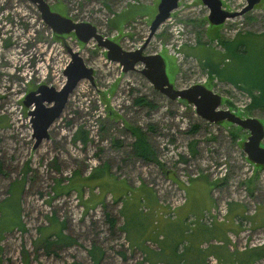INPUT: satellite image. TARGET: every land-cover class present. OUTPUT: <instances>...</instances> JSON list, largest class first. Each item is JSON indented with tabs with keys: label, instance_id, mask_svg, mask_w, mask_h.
Returning a JSON list of instances; mask_svg holds the SVG:
<instances>
[{
	"label": "rangeland",
	"instance_id": "374dc122",
	"mask_svg": "<svg viewBox=\"0 0 264 264\" xmlns=\"http://www.w3.org/2000/svg\"><path fill=\"white\" fill-rule=\"evenodd\" d=\"M159 1L46 0L53 11L91 23L125 50L143 43ZM220 2L221 8L238 11L245 0ZM206 15L202 1L179 0L144 53L162 55L175 88L205 85L221 98L219 108L245 117L239 114L250 101L249 88L237 81L259 80L263 73L264 0L220 25L208 24ZM233 39L239 41L237 55L225 59L220 42ZM67 47L93 69V84L86 79L77 84L50 126L49 138L34 147L23 100L42 84L55 89L64 84ZM211 66L219 74L209 73ZM136 68L124 73L94 40L83 43L73 33L55 34L27 0H0V203L10 195L6 204L16 210L20 206L22 227L4 231L0 264H93V246L102 251L98 264H148L122 229L123 200L150 192L160 204L176 207L186 199L182 188L196 179L207 183L212 196L215 216H203L205 221H222L226 202L244 206L245 215L264 205V165L250 163L241 152L246 131L231 122L201 119L186 101L170 100L155 90L138 71L141 65ZM249 91L255 93L254 88ZM138 97L150 105L136 104ZM247 116L255 117L264 132V105ZM132 127L146 133L150 161L134 155ZM79 130L85 143L73 141ZM259 144L264 146V136ZM129 215L126 228L137 243L132 231L138 221ZM237 224V233L228 235L233 249L264 243L263 228L251 229L245 219ZM59 230L74 243L47 247L43 238L55 239ZM206 261L218 264L214 257Z\"/></svg>",
	"mask_w": 264,
	"mask_h": 264
},
{
	"label": "water",
	"instance_id": "95a60500",
	"mask_svg": "<svg viewBox=\"0 0 264 264\" xmlns=\"http://www.w3.org/2000/svg\"><path fill=\"white\" fill-rule=\"evenodd\" d=\"M36 6L42 21L55 34H70L83 43L94 40L98 47L106 51V58L118 63L121 70H137L136 66L141 65L138 70L153 86V88L170 100L182 99L192 105L196 114L203 120L210 123L218 121L231 122L241 130H245L247 136L241 142V152L252 164L264 165V146L260 140L264 136L261 123L255 117H239L231 110L219 108L221 98L202 84H192L185 88H175L169 81L166 73L165 62L161 54H145L144 50L150 39L159 26L164 23L173 10L178 6L179 0H160L155 14L149 26V33L143 43L134 50H125L116 42L101 35L97 28L89 22H77L53 11L46 0H27ZM206 8V21L210 25H220L226 17L242 15L260 0H245V3L238 11H227L220 7V0H199ZM70 60L66 65L63 75L64 84L59 88L42 84L36 90L28 92L23 104L28 108L32 128L34 147H37L43 140L49 138V128L63 112L70 94L77 84L88 80L93 84V69L86 66L79 52L67 47Z\"/></svg>",
	"mask_w": 264,
	"mask_h": 264
},
{
	"label": "crops",
	"instance_id": "0c3cea01",
	"mask_svg": "<svg viewBox=\"0 0 264 264\" xmlns=\"http://www.w3.org/2000/svg\"><path fill=\"white\" fill-rule=\"evenodd\" d=\"M208 188L209 186L204 181L194 180L193 185L184 187L186 192L185 202L174 207L173 210L158 201L155 202L157 198H155L154 194L147 199L149 209L145 207L141 214L144 217L146 216V220L149 223L148 226L146 225V231L140 237L141 239H147L141 244L143 250H141V253L144 257L145 255L148 256L152 250L160 251L161 247L159 248L158 244L154 242L156 240L162 245L164 254L167 255L171 247L180 253L183 249L182 244L185 243V254L187 255L189 253H191L190 255L197 254V250H200V253H204L206 256L216 254L223 256L224 254L225 258L232 259L236 256L238 260L243 262H247L252 258L250 264L264 260V245L253 248L247 247V249L241 250L234 248L236 254L232 256L230 252L233 247L228 239L229 234H235L238 231V225L235 224L234 217L241 218L245 216L251 229H264V205L255 206L252 212L245 215L244 206L233 202L230 209H227L222 223H218L220 224V233L217 231V233H214L212 229L209 230L203 225L195 226L190 233H186L190 218L199 217L201 220L213 208L212 196ZM193 196L195 198H192ZM194 199L196 200L194 201ZM155 230L156 235L154 234ZM225 262L228 261L226 260Z\"/></svg>",
	"mask_w": 264,
	"mask_h": 264
},
{
	"label": "trees",
	"instance_id": "16d2710c",
	"mask_svg": "<svg viewBox=\"0 0 264 264\" xmlns=\"http://www.w3.org/2000/svg\"><path fill=\"white\" fill-rule=\"evenodd\" d=\"M223 46V49L225 51V53L223 54L224 58H226L227 54L229 55H233V56H236L237 52H235V47H236V43L239 45V41L236 40V39H233L231 41H228L227 43L224 42V41H221L220 42ZM230 45V46H228ZM231 50V51H229ZM233 51V52H232ZM263 67V70H262V75L259 77V80H249V78H241L239 81L237 82H242V84H246L247 88V93H248V96H250V101L248 102V104L244 107V112L240 113L239 115L243 114L244 116H247L248 113L255 108H262L263 105H264V66ZM209 73L211 74H219L218 72V69L216 66H211L209 67ZM233 82H236V81H233ZM254 88L255 90V93H251V91L249 90H252ZM136 104H141V105H150L151 102L147 101L145 99V97H138L135 99L134 101ZM131 130V134L134 136V141L133 143L131 144V147H132V151L134 153L135 156H138V157H141L142 159L146 160V161H150V158H149V154H150V146L149 144L147 143L146 141V133L144 131H142L141 129H139L138 127H132L130 128ZM83 132L81 130L77 131L75 134H74V137H73V141L75 140H81L83 141L84 143L86 142V139H85V136L82 134ZM95 174L91 175L90 177L87 178V180H92L95 178ZM184 189V188H182ZM9 192H10V189H9ZM153 193H150L148 192L147 196H144V197H139V195L135 198L133 197H130V198H127V199H124L123 200V207H122V210H121V214L124 218V224L122 226V229L126 232V238H127V241L129 242L130 246L131 247H138L140 250H142V245L144 243V241H146L147 239H144V238H140L141 235L146 231V227L148 226V221L146 220V216H142V210L143 208H148V202L147 200L145 201V198L146 199H149L150 197H152ZM10 197V195L8 196V198ZM139 197V198H138ZM7 199L3 200L1 203H0V212H1V215H2V219H0V243L1 241L3 240V234H4V231H6L7 229H9L10 226H19V228L21 227L20 226V220H19V211H20V206H19V211L16 210L15 207H12V205H7L6 202H7ZM156 198V196H155ZM142 199V200H141ZM158 200L156 199L155 202H157ZM5 202V203H4ZM234 202V201H233ZM233 202H226L225 203V208H226V211L227 209L229 208L230 209V206L231 204H233ZM159 204V203H158ZM141 205H144V206H141ZM170 207V206H168ZM171 208V207H170ZM149 209V208H148ZM172 210L174 208H171ZM18 211V212H17ZM226 211L225 213L223 214L222 216V219L224 220V217H225V214H226ZM131 213V216L133 214H135L136 216V220L138 221L137 223H134L137 225V231H132V237H134L133 239H137V243H138V246H137V243H135L131 238H130V234L131 232L129 233V230L126 228L127 226V223L130 221H132L130 219V214ZM108 216V215H107ZM138 216L140 217L138 220ZM12 218V219H11ZM4 219H7L8 221H11L9 223H2V221ZM14 219V220H13ZM246 220L247 223L249 222L248 219L245 217V216H242L241 218L239 217H234V221H235V224H237V222H239L240 220ZM13 220V221H12ZM222 220V221H223ZM111 221V226L113 227L115 222L113 219L110 220ZM140 221V222H139ZM222 221H217L216 219H211L210 221H205L203 219H199V217H196L195 219L193 220H190L188 221V224L189 226L187 227V230H186V233H190V231L196 226L198 225H203L204 227H206L207 229H212V231H214V233H217L219 232L220 233V224L218 223H222ZM147 225V226H146ZM12 227V228H13ZM22 228V227H21ZM155 229V228H154ZM217 231V232H216ZM154 234L156 235V230L154 231ZM51 236H48V237H44L43 240L44 242L46 243L47 247L48 246H51V245H59V244H64V245H71L74 243V241L67 235L63 234L61 232V230H59L55 235V239H50ZM218 241V240H216ZM158 244L159 248L161 247L160 251L157 252V251H150L148 256L145 255V257L143 258V261L144 262H147L148 264H159V263H163V264H207V259L210 257L209 255L206 256V254L204 253H200V250H197V254H193V255H190L191 253H189L188 255L185 254V251H186V248H185V243H183V249L180 253H178L176 251L175 248H170V251H169V254H164V248H162V245H160V243L158 241H154ZM260 245V244H259ZM258 246H251V247H248V248H253V247H259ZM263 244H261L260 246H263ZM246 248H243V249H247ZM144 248V247H143ZM1 244H0V256H1ZM143 251V250H142ZM152 252V253H151ZM90 253V256H91V259H92V263L93 264H98L100 259H101V256H102V251L99 247H96V246H93L92 249L89 251ZM146 253V251H145ZM230 254L232 256H234L236 254L235 250L232 248L231 249V252ZM216 262L218 264H250L251 263V260L252 258H250L251 260L249 261H245L243 262L242 260H238V257L235 256V258H232V259H229V258H225L224 257V254L223 256L221 255H212ZM208 257V258H207ZM224 257V258H223ZM1 258V257H0ZM125 259V258H124ZM254 259V258H253ZM228 261V262H225V261ZM0 263H1V260H0ZM69 264H81L79 262H70Z\"/></svg>",
	"mask_w": 264,
	"mask_h": 264
},
{
	"label": "built area",
	"instance_id": "2783aa9c",
	"mask_svg": "<svg viewBox=\"0 0 264 264\" xmlns=\"http://www.w3.org/2000/svg\"><path fill=\"white\" fill-rule=\"evenodd\" d=\"M172 208H174V206H172ZM213 211V210H212ZM211 210H210V212L209 213H207V214H205L204 216L206 217V218H208V216H210L211 215V218H212V216H215L214 214H213V212H212ZM223 216V215H222ZM211 257H213V256H210L209 258H211Z\"/></svg>",
	"mask_w": 264,
	"mask_h": 264
}]
</instances>
